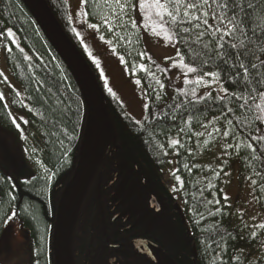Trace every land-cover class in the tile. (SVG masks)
I'll return each mask as SVG.
<instances>
[{
	"label": "trees",
	"instance_id": "16d2710c",
	"mask_svg": "<svg viewBox=\"0 0 264 264\" xmlns=\"http://www.w3.org/2000/svg\"><path fill=\"white\" fill-rule=\"evenodd\" d=\"M46 2L84 56L73 34L67 0ZM240 3L235 27L228 25L231 35L215 30L223 31L219 21L212 19V8L223 14L215 5L192 13L201 15L199 28L193 19L181 25L188 32L172 34L188 77L214 73L224 96L199 99L188 83L167 98L160 87L167 76L144 54L141 57L151 68L142 69L140 62L131 68L142 79L149 99L147 116L140 124L105 88L94 64H89L100 85L112 141L78 211L70 242L73 264H162L154 258L158 248L177 264H264V222L260 226L245 222L224 197L228 173L237 163L242 178L253 183L264 216V97L260 96L264 92V0ZM184 11L181 8V14ZM203 11L209 12L208 25L202 23ZM8 29L19 35L25 51L8 37ZM1 37L9 46V67L25 91L28 134L47 176L24 165L0 167V253H18L21 245L15 248V243L26 234L33 244L35 264H56L52 242L56 211L77 168L88 104L79 79L22 0H0ZM241 64L247 67V75ZM189 67L196 71L188 72ZM17 98L13 93L14 107L22 110ZM169 172L173 180L168 179ZM172 188L179 192L186 223L171 209ZM152 196L160 197L166 206L159 215L148 206ZM165 217H169L167 224L162 222Z\"/></svg>",
	"mask_w": 264,
	"mask_h": 264
},
{
	"label": "rangeland",
	"instance_id": "374dc122",
	"mask_svg": "<svg viewBox=\"0 0 264 264\" xmlns=\"http://www.w3.org/2000/svg\"><path fill=\"white\" fill-rule=\"evenodd\" d=\"M67 4L73 34L84 59L88 64H94L105 88L122 103L126 112L136 122L142 124L145 121L149 99L142 79L133 75L131 68L136 62H140L142 69L151 68L148 61L141 57L144 54L151 64L158 63L159 71L167 76V82L160 84V87L163 85L161 88L167 98L181 91L188 83L199 99L209 94L225 95L223 87L212 75L193 80L188 77L174 36L172 35L168 40L164 38L163 32L157 30L154 33L150 27L151 22L146 20L145 13L138 9L139 0H127L124 11H121V6L114 3V0H67ZM7 35L16 46L25 51L19 35L14 30L8 29ZM2 37L0 40V167L5 169L8 166L13 169L24 165L29 170L33 168L35 173L47 176V169L31 145L25 91L15 80L9 67L7 60L9 46L5 45ZM13 93L21 102L22 110L14 107ZM173 142L176 145L177 140ZM232 169L234 170L228 173L224 197L231 202L239 217L245 222L260 226L264 222V216L254 198V185L246 180L247 178H242L237 163ZM171 174V172L167 174L168 179H172ZM171 193L174 198L171 209L179 212L186 223L179 192L172 188ZM158 201L161 209L166 208L160 197ZM148 206L150 208L149 202ZM151 210L159 215L154 209ZM162 222L167 224L169 217L163 218ZM17 240L15 248L21 245L23 249L20 248L18 253H0V264H32L35 257L34 250L30 249V244L33 246L32 242L27 239L26 234L24 237L19 236ZM46 243V258L49 259V239ZM263 247L264 244L262 249Z\"/></svg>",
	"mask_w": 264,
	"mask_h": 264
},
{
	"label": "water",
	"instance_id": "95a60500",
	"mask_svg": "<svg viewBox=\"0 0 264 264\" xmlns=\"http://www.w3.org/2000/svg\"><path fill=\"white\" fill-rule=\"evenodd\" d=\"M36 19L50 43L79 79L88 104V123L76 171L70 184L63 190L56 211L52 242L56 264H69L71 234L78 211L85 196L83 186L89 185L97 167L107 154L112 140V127L102 98L100 85L90 65L69 40L54 17L46 0H22ZM87 185V187H88ZM101 189V179L99 190ZM150 208L156 213L161 205L152 196ZM149 244L147 241H142ZM155 247V244H151ZM158 258L163 264H177L169 255L160 250Z\"/></svg>",
	"mask_w": 264,
	"mask_h": 264
},
{
	"label": "snow or ice",
	"instance_id": "6c2138e0",
	"mask_svg": "<svg viewBox=\"0 0 264 264\" xmlns=\"http://www.w3.org/2000/svg\"><path fill=\"white\" fill-rule=\"evenodd\" d=\"M126 2L127 0H114V3L121 6V11H124ZM205 5L209 8L215 5L223 13L222 15L216 14L215 9L212 8V19L219 21L223 31H221V28L211 27L215 28L216 31H220L221 35H231L232 28H229L228 25L231 24L233 28L235 27L236 10L241 6L240 0H139L138 9L145 13L144 18L151 22L150 27L154 33L159 30L164 33L165 39L170 40L173 33L179 34L181 31L188 32L189 29L181 28L183 23L191 24L194 19L197 21L196 27L199 28L201 15L193 16L192 13L201 11ZM181 8L185 9L182 14ZM229 13L232 14L230 15ZM178 15H180V19H177ZM202 16L204 17L202 23L208 25L207 17L209 16V12L203 11ZM240 22L243 23V20ZM169 28L172 31H169ZM9 35H11V32H9ZM199 35L200 33L198 32V38ZM232 47L236 48L237 45L233 44ZM240 67L245 69V75H247V67L244 64H241ZM252 67L255 68L256 65L252 64ZM187 70L188 72H195L196 68L189 67ZM208 75L215 74L208 73ZM260 96L264 97V92H261ZM257 107L259 108L260 105H257Z\"/></svg>",
	"mask_w": 264,
	"mask_h": 264
},
{
	"label": "flooded vegetation",
	"instance_id": "af4514ba",
	"mask_svg": "<svg viewBox=\"0 0 264 264\" xmlns=\"http://www.w3.org/2000/svg\"><path fill=\"white\" fill-rule=\"evenodd\" d=\"M162 210V209H161ZM161 212V211H160ZM159 212V213H160ZM179 216H180V213H179ZM181 217V216H180ZM141 241H143V240H141ZM150 246H151V244H149ZM153 248H155V247H153ZM160 252V249L158 248V252H157V254H156V256L154 257V258H156L157 260H159V258H158V253ZM173 260L175 261V258H173ZM160 261V260H159ZM176 262V261H175ZM162 263V262H161ZM163 264V263H162Z\"/></svg>",
	"mask_w": 264,
	"mask_h": 264
},
{
	"label": "bare ground",
	"instance_id": "6f19581e",
	"mask_svg": "<svg viewBox=\"0 0 264 264\" xmlns=\"http://www.w3.org/2000/svg\"><path fill=\"white\" fill-rule=\"evenodd\" d=\"M87 183L83 186V192H85V190H86V188H87ZM69 264H72V262H71V259H70V262H69Z\"/></svg>",
	"mask_w": 264,
	"mask_h": 264
},
{
	"label": "crops",
	"instance_id": "0c3cea01",
	"mask_svg": "<svg viewBox=\"0 0 264 264\" xmlns=\"http://www.w3.org/2000/svg\"><path fill=\"white\" fill-rule=\"evenodd\" d=\"M36 263V257H34V259L32 260V264Z\"/></svg>",
	"mask_w": 264,
	"mask_h": 264
}]
</instances>
